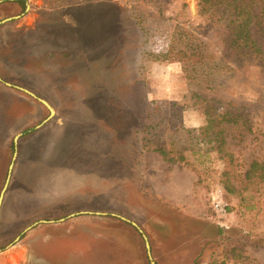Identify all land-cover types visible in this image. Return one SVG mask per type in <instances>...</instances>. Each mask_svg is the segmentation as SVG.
I'll return each instance as SVG.
<instances>
[{"label": "rangeland", "instance_id": "rangeland-1", "mask_svg": "<svg viewBox=\"0 0 264 264\" xmlns=\"http://www.w3.org/2000/svg\"><path fill=\"white\" fill-rule=\"evenodd\" d=\"M213 12L0 0V78L54 109L0 81V264H150L131 222L155 264H264V68Z\"/></svg>", "mask_w": 264, "mask_h": 264}, {"label": "trees", "instance_id": "trees-1", "mask_svg": "<svg viewBox=\"0 0 264 264\" xmlns=\"http://www.w3.org/2000/svg\"><path fill=\"white\" fill-rule=\"evenodd\" d=\"M199 2L202 9L217 12L216 16L219 20L216 21H224L221 37L223 49L235 51L243 62L257 60L264 68V0H199ZM188 50L182 52L184 56L188 54V59L195 56L198 62L205 60L201 51L193 47H189ZM207 113L211 115L210 112ZM231 117L229 121H235L239 116L231 115ZM211 118L212 116L209 117L207 124L214 121ZM221 132L219 130L215 134H222ZM154 150L171 161L169 151L162 146H157ZM250 165L252 170L258 166V162L253 160ZM219 264L226 263L222 259Z\"/></svg>", "mask_w": 264, "mask_h": 264}, {"label": "water", "instance_id": "water-1", "mask_svg": "<svg viewBox=\"0 0 264 264\" xmlns=\"http://www.w3.org/2000/svg\"><path fill=\"white\" fill-rule=\"evenodd\" d=\"M0 81H2L3 83H5V84L8 85V86L16 87V88H18V89H20V90H22V91H25L26 93L32 95L33 97H35L37 100H39V101L42 102L45 106L48 107V109H49V111H50V114L54 113V109L50 106V104H49L46 100H44V99H42V98L36 96L33 92H31V91H29V90H27V89H25V88H22V87H19V86H15V85H12V84L9 83V82H4L1 78H0ZM20 135H21V133L17 134V135L15 136V139H16L18 136H20ZM15 139H14V140H15ZM15 155H16V152H14V156H15ZM11 167H12V163L10 164L9 170L11 169ZM9 177H10V174L8 173V176H7V178H6V182L4 183V185H3L2 189H1V192H0V204H1L2 199H3V196H4V192H5V189H6V187H7ZM124 219H125V218H124ZM125 220H126V219H125ZM42 222H46V220H42ZM131 224L134 225V226L140 231V233L142 234V237H143L144 242H145L146 252H147V256H148V259H149V261H150V264H155L154 260H153L152 257H151V254H150V246H149V242H148V240H147L146 235H145L144 233H142V230L139 228V226H138L135 222H131ZM16 239H19V236H17Z\"/></svg>", "mask_w": 264, "mask_h": 264}, {"label": "built area", "instance_id": "built-area-1", "mask_svg": "<svg viewBox=\"0 0 264 264\" xmlns=\"http://www.w3.org/2000/svg\"><path fill=\"white\" fill-rule=\"evenodd\" d=\"M212 206L214 208V210L223 215V216H226L227 215V207H226V204L219 198H214L213 201H212Z\"/></svg>", "mask_w": 264, "mask_h": 264}, {"label": "flooded vegetation", "instance_id": "flooded-vegetation-1", "mask_svg": "<svg viewBox=\"0 0 264 264\" xmlns=\"http://www.w3.org/2000/svg\"><path fill=\"white\" fill-rule=\"evenodd\" d=\"M18 3H20V2H18ZM21 4V3H20ZM8 176V175H7ZM10 178V177H9Z\"/></svg>", "mask_w": 264, "mask_h": 264}]
</instances>
